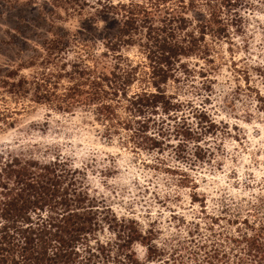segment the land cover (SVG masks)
Listing matches in <instances>:
<instances>
[{"label":"trees","instance_id":"trees-1","mask_svg":"<svg viewBox=\"0 0 264 264\" xmlns=\"http://www.w3.org/2000/svg\"><path fill=\"white\" fill-rule=\"evenodd\" d=\"M103 1L120 24L101 57L119 53L140 36L143 67L120 54L115 59L121 62L108 71L100 58L92 63L80 58L59 73L48 67L28 78L9 72L3 88L59 113L88 112L104 140L117 137L134 154L155 153L152 168L169 175L165 182L189 191L199 217L186 221L172 212L176 224L164 235L152 223L146 228L118 216L103 196L91 193L84 163L75 166L61 154L0 156V264H264V194L219 198V213L206 212V197L197 193L199 181L190 172L214 164L219 145L207 142L223 132L221 123L204 106L164 89L186 68L183 59L214 62L215 44L227 42L231 31H246L256 14L264 16V0ZM68 44L63 34L51 32L42 48L64 55ZM254 71L264 87V64ZM135 83L143 86L132 91ZM247 90L264 112V91ZM171 159L183 167L169 164ZM135 246L144 250L143 258Z\"/></svg>","mask_w":264,"mask_h":264},{"label":"rangeland","instance_id":"rangeland-1","mask_svg":"<svg viewBox=\"0 0 264 264\" xmlns=\"http://www.w3.org/2000/svg\"><path fill=\"white\" fill-rule=\"evenodd\" d=\"M112 1L114 5L128 2ZM106 5L103 0H0V156L61 154L75 166L84 163L89 167L91 193L103 196L118 216L134 218L144 227L152 223L165 235L176 224L170 218L172 212L190 221L199 217V207L191 203L187 189L170 185L165 182L169 175L152 168L155 153L134 154L117 137L104 140L88 112L59 113L29 97L10 95L3 88L9 72L28 78L48 71V67L59 73L67 62L80 58L89 63L100 58L108 71L121 62L115 59L120 54L132 66L143 67L146 61L138 46L140 36L132 46L101 57L107 52L106 45L114 42L120 24V17ZM255 18L246 31H231L227 42L215 44L214 62L183 59L186 68H179L164 87L181 101L204 106L210 118L221 123L223 132L207 142L211 147H215L214 141L219 145L214 164L190 172L199 181L197 193L206 197L207 213H219V198L250 199L264 194V112L257 111L253 92L247 90L249 86L264 91L263 81L254 71L264 64V31L259 28L264 30V16L256 14ZM51 32L69 40L64 55L43 50V40ZM142 86L135 83L132 91ZM104 170L109 172L102 176ZM135 250L144 257L140 246Z\"/></svg>","mask_w":264,"mask_h":264}]
</instances>
